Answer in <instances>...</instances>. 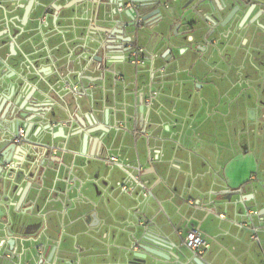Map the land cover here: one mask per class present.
<instances>
[{"label": "crops", "instance_id": "crops-1", "mask_svg": "<svg viewBox=\"0 0 264 264\" xmlns=\"http://www.w3.org/2000/svg\"><path fill=\"white\" fill-rule=\"evenodd\" d=\"M28 1L0 0V80L17 84L0 92V264H264V2L245 0L248 29L227 24L233 0H162L141 27L106 22V0L89 21L5 20ZM56 103L68 114L39 117ZM194 228L203 256L184 246Z\"/></svg>", "mask_w": 264, "mask_h": 264}, {"label": "water", "instance_id": "water-1", "mask_svg": "<svg viewBox=\"0 0 264 264\" xmlns=\"http://www.w3.org/2000/svg\"><path fill=\"white\" fill-rule=\"evenodd\" d=\"M65 2H69L67 5L63 6L60 8V11L63 12H68L71 15L67 16V18H65L66 20H70V21H78V22H82V21H89L91 18V15L94 16L95 13L93 12V10L91 9V6L88 4V0H64ZM125 0H122L121 5H119V3H115L112 0H106L103 2H100V5L98 7V9L102 8V15L105 18L106 22L108 23H117L118 21L121 22V15L122 13H125L126 16H128L130 19H133L134 21V25L136 27H139V25L136 23V20H138L139 18H143L142 14L140 13V8H145L148 6H155V5H160L162 4V0H148V1H134V0H129V2H127L126 4H124ZM233 1H238L239 4L237 5V7H235L237 10L233 13H230L229 16L227 17V23L229 21L236 20L239 19L242 15H244V19L245 20L246 17L250 16L251 12L249 11V9L245 12L243 9H241L242 6H248V4L246 3L245 0H233ZM259 1H263L264 0H259ZM131 3L132 5H134V8H129L127 7L128 4ZM114 7H116V9H114ZM167 7H169L167 5ZM127 8V9H126ZM225 8H221L220 11H223ZM125 10H128L127 12H125ZM160 12V9H158ZM264 13V11H263ZM196 15L198 13H195ZM173 19V17L171 16V14L165 19V18H161L159 21H156L154 25L158 26L160 22H163L165 20V22H170ZM248 19V18H247ZM143 20L145 21V19L143 18ZM252 23H257V20H255ZM129 25H126V27H128ZM84 28L81 27H77L75 28V31L77 32L78 30H81ZM242 29L241 27H239L238 29H234L233 31H230V33H232V35L235 36H239V31ZM245 29H248L247 27H245ZM229 33V34H230ZM94 35V34H92ZM92 35H88V37L86 39L82 38V37H77L75 39V41H85L86 42V46L84 47L85 51H90V48H93L92 46H94L95 44L99 45L100 44V39L97 38L96 36H92ZM60 36L63 38V34L61 33ZM10 39H16L14 36L9 35ZM5 45V44H3ZM66 45V44H64ZM24 59H26V56L23 55ZM113 60L111 59H104L101 61V66L104 69H107L110 67L111 63ZM17 63V65L21 68L24 65V62H15ZM27 63H29L27 61ZM1 65L6 66L7 63H4L3 61L0 62ZM30 64V63H29ZM30 74L27 75H22L21 77H19L18 79L22 82L23 85L27 84L30 80L29 77ZM9 78H3L0 80V92L1 91H5L7 92L9 88H12V86H14L16 88L17 84L15 82L11 83L10 80H7ZM35 92H37L42 98H47V94L45 92H42L40 90H35ZM90 97V96H89ZM77 106V105H76ZM40 115L39 117L47 119L48 115L50 113H53L54 116L59 119L61 118V113L62 114H68V110L64 104V106H62L61 104H54V106L50 108V110H44V111H39ZM79 134H73L71 136V138L73 139L74 137H77ZM11 171V169H6L5 172H3V174L7 173L9 174ZM23 173V172H22ZM21 173V174H22ZM8 181L12 182V178L9 176L6 178ZM18 184V183H16ZM8 192L12 191V188L10 189V187H8ZM245 212L247 213L246 217L249 220V224L251 226H254V215H249V208L245 207ZM248 231V229H243ZM144 259V258H143Z\"/></svg>", "mask_w": 264, "mask_h": 264}, {"label": "flooded vegetation", "instance_id": "flooded-vegetation-1", "mask_svg": "<svg viewBox=\"0 0 264 264\" xmlns=\"http://www.w3.org/2000/svg\"><path fill=\"white\" fill-rule=\"evenodd\" d=\"M55 1H58V0H55ZM43 7V9H42V11L40 12V14L38 13L37 14V8L36 7ZM63 6H65V5H61V7H63ZM14 7L16 8V9H14ZM13 7V9H10V10H8L7 8H6V10H7V13L5 14L4 13V18H5V20H11L12 18V21H20V23H31V22H36V23H40L41 21H42V19H43V21L45 22H47L48 21V23H50V20H51V23L53 22V20H54V18L55 17H57V22L61 19V14H62V12L63 11H60V13H59V10H60V8L59 9H57V8H55V7H51V5H48L47 3H44V0H39L38 1V4L36 3V1H34V0H29L28 2H27V4L26 5H24V6H14ZM237 7V6H236ZM169 9L172 11V7L171 6H169ZM241 9H242V7H241ZM22 10V12H23V14H22V16H19V17H17V15L15 14V11H21ZM237 9L234 7L233 9H232V11L230 12V13H233V12H235ZM96 11L94 10V13H95ZM99 12H100V9H97V14L99 15ZM233 21V19L231 20V21H229L227 24H230L231 22ZM243 22V20L240 22V25L242 24V27H245V25H246V22L243 24L242 23ZM145 24V21H143L141 24H139V27H141V26H143ZM240 25H239V27H240ZM258 29V28H257ZM19 35V34H18ZM27 35V32H21L20 31V35H19V37L21 38V37H24V36H26ZM229 36H235V35H232V33H230L229 34ZM14 37H15V35H14ZM18 37V36H17ZM30 38H26V41H25V44L26 45H30L31 44V42H30V40H29ZM133 45V44H132ZM135 45V44H134ZM245 47V46H244ZM245 48H242V50H244ZM246 51V50H245ZM146 63H147V61H146ZM144 64V65H141V66H134V67H136L137 69H142V68H145L146 67V65L147 64ZM157 94V93H156ZM158 95V94H157ZM144 96L145 95H143L142 96V98L144 99ZM141 103V102H140ZM137 122H139L140 123V120L139 121H137ZM118 132L117 130H116V128H111V129H108V131H105V137L106 136H108V135H110L112 132Z\"/></svg>", "mask_w": 264, "mask_h": 264}, {"label": "built area", "instance_id": "built-area-1", "mask_svg": "<svg viewBox=\"0 0 264 264\" xmlns=\"http://www.w3.org/2000/svg\"><path fill=\"white\" fill-rule=\"evenodd\" d=\"M127 7L129 8H134L135 6L132 4H129ZM143 18H139L136 20V23L139 25L143 22ZM148 53L147 50L139 45H131L130 47V63L133 66H141L146 63L148 60L147 57ZM24 129L19 130V137L23 138L24 137ZM19 141V140H18ZM111 161L116 162L117 158L116 157H111ZM8 168V167H7ZM125 190L126 188L123 187ZM184 246L189 249L190 251L196 253L197 255L203 256L205 255L209 249L211 248V243L208 240L207 237H205L202 232H200L197 229H191L186 237L184 238Z\"/></svg>", "mask_w": 264, "mask_h": 264}, {"label": "rangeland", "instance_id": "rangeland-1", "mask_svg": "<svg viewBox=\"0 0 264 264\" xmlns=\"http://www.w3.org/2000/svg\"><path fill=\"white\" fill-rule=\"evenodd\" d=\"M164 99H165V98H164ZM232 128H234V126H233ZM233 133H234V131L232 130V134H233ZM262 133H263V132H262ZM235 135H236V134H235ZM232 136H234V134H233ZM249 140H250V141H253V140H254V138H251V137H250V139H249ZM246 150H247V149H246ZM246 150H245V151H246Z\"/></svg>", "mask_w": 264, "mask_h": 264}]
</instances>
